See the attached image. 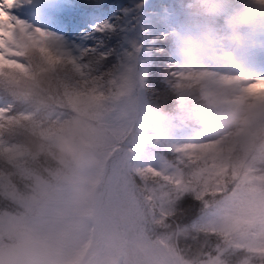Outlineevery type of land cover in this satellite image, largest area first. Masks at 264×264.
Masks as SVG:
<instances>
[{"label":"snow or ice","instance_id":"obj_1","mask_svg":"<svg viewBox=\"0 0 264 264\" xmlns=\"http://www.w3.org/2000/svg\"><path fill=\"white\" fill-rule=\"evenodd\" d=\"M22 2L0 0V264H264V76L178 70L157 45L169 87L199 88L207 103L180 118L187 141L141 137L146 77L95 39L27 24L12 14ZM38 67L50 73L42 108L5 94ZM76 115L98 125L88 145L109 138L97 171L34 166L27 138L51 140ZM76 175L104 181L92 210L74 208Z\"/></svg>","mask_w":264,"mask_h":264},{"label":"clouds","instance_id":"obj_2","mask_svg":"<svg viewBox=\"0 0 264 264\" xmlns=\"http://www.w3.org/2000/svg\"><path fill=\"white\" fill-rule=\"evenodd\" d=\"M184 15L163 41V52L178 70L208 71L219 75L232 74L231 65L255 55H264V0H182ZM22 51L25 59L34 66L40 64L37 48L26 44ZM50 73L38 67L27 79L7 88L6 95L32 108H42L46 101L44 90ZM3 86H0V90ZM163 103L147 104L151 116L140 129L139 135L160 134L162 126L172 117L206 108V100L199 88L172 90ZM98 125L76 115L64 125L62 131L51 140L39 137L27 138V146L33 153V165H46L53 169H84L95 173L102 164L96 155L102 151L109 138L88 145L84 137L98 131ZM103 179L94 175H76L67 180V191L78 211L94 209L100 199Z\"/></svg>","mask_w":264,"mask_h":264},{"label":"rangeland","instance_id":"obj_3","mask_svg":"<svg viewBox=\"0 0 264 264\" xmlns=\"http://www.w3.org/2000/svg\"><path fill=\"white\" fill-rule=\"evenodd\" d=\"M107 9L112 12L106 13L103 9L88 14L77 9L72 0H23L12 14L33 27L42 28L65 39L70 34L85 43L90 38L97 39L96 29L106 26L118 28L123 39L122 57L127 61L126 67L147 78L151 50L160 45L157 37H165L166 33L168 34L179 24V21L173 17V13L179 11L176 0H111ZM157 11H161L160 13L166 11L172 18L169 25L167 24L169 29L155 35L151 32L150 15L158 14ZM238 71L264 76V55L235 61L231 65L230 72L234 74ZM144 83L146 86V79ZM145 94L144 92V103ZM162 129L166 135L171 136L169 138L173 145L191 138L173 132L169 121L162 126Z\"/></svg>","mask_w":264,"mask_h":264},{"label":"trees","instance_id":"obj_4","mask_svg":"<svg viewBox=\"0 0 264 264\" xmlns=\"http://www.w3.org/2000/svg\"><path fill=\"white\" fill-rule=\"evenodd\" d=\"M109 1L111 0H72L75 7L79 10H81L84 13H93L97 11H103V9L106 10V13H110L112 11L108 10L107 7L109 5ZM177 6L179 7V11L173 13V17L179 21H181L184 11H182L183 2L182 0H176ZM120 5V4H119ZM118 6V5H117ZM158 14H152L150 15V19L152 21L151 24V32L153 34H159L163 30H167L168 23H170V20L172 17L168 16V13L166 11H157ZM168 24V25H167ZM96 36L99 39H96V43L98 47H106L109 49L110 54H114L115 58L119 59L122 57V45H123V39L121 37V30L118 28H112L109 32H98L96 31ZM167 33L165 34L164 40L167 38ZM102 37V38H101ZM163 40V41H164ZM163 41H158L160 46H163ZM151 60L148 66V74L146 78V88L148 89L147 92H145V103L146 100L148 103L150 101H156L158 103H163L166 99L169 101V108H171V101L170 97L167 96L168 91L171 89L168 84V80L166 76L163 74V66L159 69L156 68L157 60L154 55V51L151 50ZM154 69H156V72L154 73ZM157 75H159V81L157 83ZM147 103V104H148ZM182 115H177L172 118H170L168 121L170 123L171 129H173V132L179 133L176 131V127L180 121V118ZM170 129V128H169ZM170 145H173L172 140L169 138L171 136L166 135L163 131L160 134ZM150 151H159V149L156 146L149 145Z\"/></svg>","mask_w":264,"mask_h":264},{"label":"bare ground","instance_id":"obj_5","mask_svg":"<svg viewBox=\"0 0 264 264\" xmlns=\"http://www.w3.org/2000/svg\"><path fill=\"white\" fill-rule=\"evenodd\" d=\"M234 74H249V73H246V72H243V71H238V72H235Z\"/></svg>","mask_w":264,"mask_h":264},{"label":"water","instance_id":"obj_6","mask_svg":"<svg viewBox=\"0 0 264 264\" xmlns=\"http://www.w3.org/2000/svg\"><path fill=\"white\" fill-rule=\"evenodd\" d=\"M141 103H144V93L142 94V96L140 97Z\"/></svg>","mask_w":264,"mask_h":264}]
</instances>
